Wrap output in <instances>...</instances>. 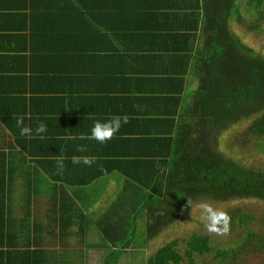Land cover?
Segmentation results:
<instances>
[{
  "label": "crops",
  "instance_id": "obj_1",
  "mask_svg": "<svg viewBox=\"0 0 264 264\" xmlns=\"http://www.w3.org/2000/svg\"><path fill=\"white\" fill-rule=\"evenodd\" d=\"M118 2V11L123 7L133 16L144 18L145 9L154 28L128 24L112 33L110 26L108 42L88 38L83 47L78 43L73 47V38L71 42L59 40L53 31L44 30L41 18L35 21L40 13L35 3L41 0H0V101H6L2 109H12L16 116L22 114L24 125L33 129L31 136L17 137L0 122V149L9 151L28 145L33 151L24 152L25 160L20 153L18 158L29 165L32 158L37 159L34 163L47 183L32 189L38 194L32 207L27 208L32 211L28 232L33 236L31 227L37 222L38 236L42 237L39 242L48 244L44 246L53 249L58 243L61 249L69 244L66 258L75 261L70 264H104L103 258L112 246L105 245L103 251L96 250L98 244L88 247L75 235L79 225L74 223L68 234L53 238L47 228L60 229L62 214L77 216L73 202L63 196H72L78 208L86 209L87 205V212L104 215L105 206L120 210L121 196L133 188L132 176L151 178L146 174L154 173L152 163L144 165L141 160L151 157L158 168V160L165 156L168 146L163 139L174 138L185 100L200 87L201 54L214 34L207 26L216 24L214 3L209 0ZM71 24L77 26L75 21ZM183 31L190 35H183ZM157 32L159 49L151 44V36ZM185 38H189L187 45ZM115 115L128 116V122L110 139L116 140L100 143L87 138L94 122ZM40 122L46 124V131L35 134ZM14 126L19 131L16 123ZM45 146L56 153L55 169L60 175L59 180H52L58 185L56 190L41 166L46 158ZM73 157L80 158V162H74ZM83 157L91 163H83ZM28 191L29 186L22 189L23 193ZM137 241L127 252L131 264L141 248ZM54 252L60 257V250ZM94 256L96 262L91 260Z\"/></svg>",
  "mask_w": 264,
  "mask_h": 264
},
{
  "label": "trees",
  "instance_id": "obj_2",
  "mask_svg": "<svg viewBox=\"0 0 264 264\" xmlns=\"http://www.w3.org/2000/svg\"><path fill=\"white\" fill-rule=\"evenodd\" d=\"M209 1L214 3L212 13L216 24L207 26L213 29L214 34L206 51L201 54L202 61L199 64L202 69L201 84L198 90L185 100L174 138L163 139L164 145L168 148L165 156L158 160V168L156 161L151 160V157L147 159L143 157L142 163L144 165L152 163L154 173L146 174L151 178L145 179L132 176L130 182L133 188L129 187L130 193L121 196L122 207L119 206L120 210H117L115 215L111 214L112 217H104L103 213L97 216V212H87L89 206L85 205L86 209L81 206L78 208L72 196H63V199L67 201L70 199L73 202L71 206L77 216L62 214L63 223L60 229L55 226L48 227L47 230L52 232L54 239L68 234L74 223L79 225L75 235L84 240L88 247L98 244L101 248L98 247L96 250L103 251L105 245H111L112 250L104 256L103 261L104 264H117L125 249L137 239V220L143 212L150 221L146 227L150 236L149 233L156 235L161 227L167 224L186 219L190 209L188 200L192 205L201 198L219 201L246 198L264 200V168L247 166L219 149V136L246 120L250 121L246 133L261 137L264 145V53L245 43L242 36L232 31L230 27L232 17L238 14V6L244 3L246 9L255 11L253 20L245 24L247 29L263 33L264 0ZM41 2L35 3L40 9L39 15L34 17L35 21L41 18L44 21V24L42 23L44 30L53 31L59 40L71 42L73 38V47L77 43L83 47L84 40L88 38L98 43L108 42L110 26L112 33L128 24L149 30L154 28L145 9L144 18L139 14L133 16L126 13L123 7L118 11V0L114 2L41 0ZM48 6L55 10H48ZM72 21H75L77 26L71 27ZM239 21L243 22L241 14ZM99 27L102 29L99 30ZM182 34L190 35L187 31H183ZM159 36V32L151 36V44L158 49ZM185 42L187 45L189 38H185ZM171 45L178 49L176 43L171 42ZM5 105L6 101L1 100L0 122H4L17 137H26L20 135V131L14 126L16 119L22 114L16 116L12 109L3 110L2 106ZM44 150L46 152L43 155H46V158L41 166L45 169L50 183H53V179L60 178L55 169L56 153L51 152L48 146H45ZM24 152L33 153L28 145L10 148L9 151L0 149V264L75 262L71 258H66L69 244H64L65 247L59 249L57 246L60 244L54 243L53 249H49V246H44L48 244L39 242L42 237L38 236L37 222L31 227L34 228L33 236L28 232L32 211L27 208L38 194L37 192L36 195L33 194L32 189L47 183V180L41 179L40 167L34 163L37 159L32 158L33 163L30 165L20 161L19 153L23 157ZM23 158L25 160V157ZM51 185H54L55 190L58 187L56 183ZM28 186L29 191L23 193L22 189ZM136 187L140 192L136 191ZM54 193L53 196L57 197V192ZM110 210L106 208L105 212ZM227 213L230 223L236 220L245 226V241L259 238V241L250 243L257 245L255 248L257 251L264 250V237L261 235L257 237V232L250 227L249 213L239 207ZM36 216L38 217V214ZM181 243L186 244L183 253ZM57 250H60V257L55 255L54 251ZM213 251L210 235L193 233L187 239L174 238L166 242L148 256L146 264H180L185 258L193 263L195 255ZM50 252H53V255H50ZM46 254L48 256L44 258ZM228 255L227 248H219L216 257L221 258L217 264H225ZM236 255L237 253L233 251V257Z\"/></svg>",
  "mask_w": 264,
  "mask_h": 264
},
{
  "label": "rangeland",
  "instance_id": "obj_3",
  "mask_svg": "<svg viewBox=\"0 0 264 264\" xmlns=\"http://www.w3.org/2000/svg\"><path fill=\"white\" fill-rule=\"evenodd\" d=\"M255 11L253 9H246L245 4L241 3L238 7V14L232 17L231 27H234V32H238L245 43L252 46L257 51L264 53V32H253L247 29L246 23L251 19ZM242 16L243 22L239 21V16ZM250 121H242L239 124L233 126L219 136L220 144L219 149L233 156V158L241 161L247 166H256L264 168V145H262L261 137L254 136L253 134H247L246 129ZM201 202H209L214 207L219 208L225 212L239 207L245 212H248L251 216L250 227L257 232V237L261 235L264 237V200L257 198L246 199H232L226 201H219L215 199L201 198L192 205V208L188 211L186 219L180 220L176 223L167 224L161 227L160 231L156 235H148L146 227L149 224L146 213L143 212L137 220V244L141 248L136 251L135 260L133 264H146V257L154 253L160 246L166 242L179 238L180 240L189 238L193 233H199L204 235H210L212 238L213 252L205 254H197L194 256V262L190 263L188 258H185L180 264H217L221 256L216 257V251L219 248L228 249V260L225 264H264V250L257 251L255 249L257 245L250 243V241H259V238H251L245 241L244 235L246 234L245 226L234 220L230 223L229 231L227 233H215L209 232L205 226V221L201 218V212L198 205ZM111 208V206H105ZM117 211L110 210L104 212V217H112ZM135 245V241L131 246ZM130 246V247H131ZM125 249V253L117 264H131L128 250ZM186 247L185 243H181V251L184 252ZM233 251L237 253L236 257H233ZM241 252L242 254H240ZM128 254V255H127ZM101 256L98 260H101ZM92 262H96L95 256L91 259ZM132 261V260H131Z\"/></svg>",
  "mask_w": 264,
  "mask_h": 264
},
{
  "label": "clouds",
  "instance_id": "obj_4",
  "mask_svg": "<svg viewBox=\"0 0 264 264\" xmlns=\"http://www.w3.org/2000/svg\"><path fill=\"white\" fill-rule=\"evenodd\" d=\"M128 122L127 115H115L106 121H96L90 129L88 139H94L100 143H104L110 140L113 135L118 132L122 124ZM16 126L19 128L20 135L31 136L33 129L24 125L23 117L16 119ZM46 124L40 122L34 129L35 134H42L46 131ZM83 138V137H82ZM73 161L76 163L80 162V158L73 157ZM83 163L89 164L91 160L88 157H83ZM190 209L192 208L191 201H187ZM201 212V218L205 221V226L209 232L215 233H227L230 227V217L227 212L214 207L209 202H201L198 205Z\"/></svg>",
  "mask_w": 264,
  "mask_h": 264
}]
</instances>
